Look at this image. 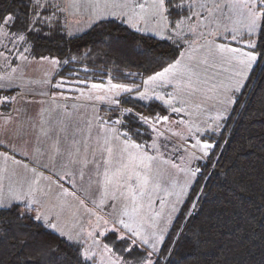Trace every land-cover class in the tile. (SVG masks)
<instances>
[{
	"label": "snow or ice",
	"instance_id": "snow-or-ice-1",
	"mask_svg": "<svg viewBox=\"0 0 264 264\" xmlns=\"http://www.w3.org/2000/svg\"><path fill=\"white\" fill-rule=\"evenodd\" d=\"M81 9L89 43L130 50L144 72L96 81L88 67L69 68L43 80L59 90L51 102L86 99L107 105L104 115L53 124L42 109L0 122V264H192L207 245L212 264H264V173L258 198L245 199L257 170L233 183L239 170L222 163L229 121L264 92V0H0V59L21 70L77 61L36 56L35 46L57 34L73 43L69 17ZM14 84L0 76V89Z\"/></svg>",
	"mask_w": 264,
	"mask_h": 264
},
{
	"label": "trees",
	"instance_id": "trees-1",
	"mask_svg": "<svg viewBox=\"0 0 264 264\" xmlns=\"http://www.w3.org/2000/svg\"><path fill=\"white\" fill-rule=\"evenodd\" d=\"M84 35L83 40H76L75 36ZM73 43H65L59 38V34L53 35L42 39L35 46L36 56H52L62 57L67 59L69 55L77 56V61L70 65H64L59 68V73L68 75V69L72 68L77 71L84 67L89 68L87 78L90 80L99 81L101 77L105 80L107 74L113 75L118 80H124V73H143L144 69L138 67V65L145 63L144 58L136 56L130 50H121L114 48L109 50L104 44L93 45L89 43L90 35H85V32L79 35H75ZM163 43V42H162ZM87 44L88 47L81 45ZM79 47V52L77 48ZM91 49V53L88 50ZM116 63H113V62ZM133 64L137 67H133ZM151 70V68L149 69ZM59 76L56 74V77ZM256 76H260L259 70H257ZM60 77V76H59ZM85 78V73L80 71V79ZM1 94V93H0ZM107 107L101 106L98 110L100 115L105 114ZM225 139H229L230 143L223 146V160L222 163L225 169L231 167L235 170L229 173L228 179L231 182H235L233 177H239L241 172L251 171L253 172V180H246L245 183L252 184L254 189L252 192L242 193V198H258L259 196V178L260 174L264 173V161L260 159L264 156V153L258 151L261 138H264V92L259 95L253 96L248 103V110L245 112L243 109H239L238 113L234 115L233 120L229 121L228 130L224 133ZM252 139L255 143L256 149L254 150L249 140ZM222 171V170H221ZM227 186H225L226 188ZM212 195L215 197H224L227 195L225 189L211 188ZM233 205L238 206L239 201L233 200ZM213 210L210 208V211ZM227 210L231 212L233 206H227ZM203 218H201V221ZM198 227H203L205 231H208V223L197 221ZM215 238V233L213 234ZM206 250H201L199 253H193L192 264H212L217 256V251L212 249L211 245L205 246ZM27 255H31V252H27ZM4 264H13L12 259L8 256L4 257Z\"/></svg>",
	"mask_w": 264,
	"mask_h": 264
},
{
	"label": "rangeland",
	"instance_id": "rangeland-1",
	"mask_svg": "<svg viewBox=\"0 0 264 264\" xmlns=\"http://www.w3.org/2000/svg\"><path fill=\"white\" fill-rule=\"evenodd\" d=\"M61 2H63V0H61ZM79 3L83 4L84 0H79ZM87 27L88 16L83 9H81L76 15L69 17V29L75 35L82 34L87 30ZM10 60L13 62L11 64H7L0 59V76L11 75L15 80L13 87L16 86L15 88H17V90H13V92L9 93L1 92V94L3 96L10 94V96H15L17 98V122L23 121L27 123L34 117L39 119L40 117L38 116V113H40L42 109H49L45 113L43 119L50 121L53 124H55L58 120L66 118V114H70L71 117L83 118L84 120H87L92 117L93 108H95L98 112L101 106L107 107V105L98 102L95 104L90 103L86 99H78L76 101L58 100L53 103L50 100V95L58 92L59 90L44 84L43 80L51 79L54 83L58 82L60 77H56V74L58 73L60 67L53 69L46 64L37 66L30 65L21 70L22 66L20 65L19 60H13L12 57H10ZM13 68L16 69L15 73L12 72ZM65 95L72 96L76 95V93L66 92ZM21 96H23L22 100ZM73 103L76 104V108L71 107ZM57 104L60 105V108H57ZM64 104L69 105V107L66 109L63 108ZM157 210H159L158 206Z\"/></svg>",
	"mask_w": 264,
	"mask_h": 264
},
{
	"label": "crops",
	"instance_id": "crops-1",
	"mask_svg": "<svg viewBox=\"0 0 264 264\" xmlns=\"http://www.w3.org/2000/svg\"><path fill=\"white\" fill-rule=\"evenodd\" d=\"M30 59H31V57H30ZM15 60H18V59H15ZM6 68V67H5ZM16 87V86H15ZM15 87H12L11 89H0V93L2 92V93H9V92H13V90H17V88H15ZM8 96H10V94H8ZM0 97H3V95L2 94H0ZM16 109H17V103H15L14 105H10V106H7V107H5V106H0V114H2V115H0V122H2L3 121V119L4 118H6L8 115H9V113H11V115L13 116V117H15V119L17 120V111H16ZM18 158V157H17ZM3 165V162L2 161H0V166H2Z\"/></svg>",
	"mask_w": 264,
	"mask_h": 264
}]
</instances>
